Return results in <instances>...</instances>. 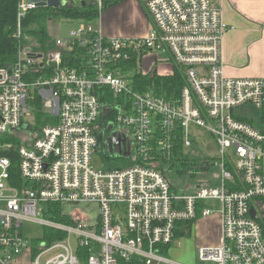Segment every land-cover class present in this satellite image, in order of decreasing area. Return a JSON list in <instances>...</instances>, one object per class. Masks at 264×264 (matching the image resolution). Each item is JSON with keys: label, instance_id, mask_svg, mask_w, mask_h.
I'll use <instances>...</instances> for the list:
<instances>
[{"label": "built area", "instance_id": "built-area-1", "mask_svg": "<svg viewBox=\"0 0 264 264\" xmlns=\"http://www.w3.org/2000/svg\"><path fill=\"white\" fill-rule=\"evenodd\" d=\"M16 1L17 60L0 67V137L27 133L18 147L20 176L27 183H10L12 161L2 150L12 143L0 140V264H26L18 259L27 250L32 255L25 221L66 235L50 246L39 243L29 264H42V254L56 247L63 251L44 264H83L68 245L69 233L77 235L78 249L89 250L87 264H179L168 252L183 223L214 213L220 242L199 247V260L264 264V77L225 74L222 8L213 0H145L152 21L146 36L106 37L92 22L78 20L66 39L56 40L57 50L41 52L23 41L24 21L39 0ZM104 3L97 0L100 12ZM75 44L88 50L86 67L63 64V53ZM146 56L149 70L142 63ZM133 57L144 74L159 73L158 61L172 62L171 74L177 70L184 80L180 93L137 90L134 72L122 69ZM37 101L50 122L35 131ZM177 130L186 152L204 130L218 144V155L207 157L210 164L192 190L179 191L171 174H183L163 163L172 157ZM113 131L124 141L106 157L127 156L134 164L96 169L92 155ZM128 131L134 137L128 139ZM214 165L221 168L217 186L207 174ZM55 203L97 204L99 215L93 222L84 212L67 213L71 224L56 222L49 217V204Z\"/></svg>", "mask_w": 264, "mask_h": 264}, {"label": "trees", "instance_id": "trees-1", "mask_svg": "<svg viewBox=\"0 0 264 264\" xmlns=\"http://www.w3.org/2000/svg\"><path fill=\"white\" fill-rule=\"evenodd\" d=\"M60 1L63 4L59 7L40 6L27 15L24 21L26 35L23 40L24 43L30 45L28 39L32 37L35 41V45L32 47L35 50L41 52L57 50V42L52 38L48 30L47 23L50 19H53V17L61 18L63 16H68L76 20L79 18L77 16H82V19L79 18V20L93 22L100 14L97 0ZM119 1L121 0H105L103 9L108 5ZM83 2H85V4H83ZM16 13V0H0V67H10L17 60V51L15 48L16 40L13 38V32L16 27ZM88 60L89 54L87 48L79 44H75L71 50H67L63 53V64L65 67L83 68L88 65ZM122 69L125 72H134L133 84L137 90L142 92L151 90L158 94L167 95L168 97L171 95L176 96L180 93L184 83L181 74L177 70L171 75H161L157 72L147 74L142 73L136 57H133L128 62H124ZM35 118L36 123L31 127V129L35 131L41 128L42 125L50 122V116L44 112L40 101H37ZM0 140L2 143H12L11 148L2 150V154L10 157L12 161L10 183L14 186H23L27 182L20 176L18 167V147L21 142L12 134L4 135L0 137ZM153 146L154 148H157L158 143L154 142ZM151 155L155 156L156 151L152 154L150 153V159H152ZM105 162L107 163L108 169L124 168L134 164L127 156L105 157ZM138 162L143 163L141 159H139ZM163 163L168 164L169 170L175 169L180 174L190 173L192 178L198 177L200 173L207 169L208 164H210L207 158L202 160L199 157L192 155L190 152L185 151L180 130H177V136L172 149V157L169 160L163 159ZM49 212L50 219L60 223L71 224V221L66 217L67 213L64 211L60 203L49 204ZM183 224L185 226L183 229L185 230L184 233L189 235L194 225V221ZM49 229L43 239L33 240V257L40 252V249L38 248L39 243L45 242L47 246H50L55 241L62 240L66 236L62 231ZM78 254L82 258V263L87 264L85 259L90 254L89 250L87 248L79 247Z\"/></svg>", "mask_w": 264, "mask_h": 264}, {"label": "crops", "instance_id": "crops-1", "mask_svg": "<svg viewBox=\"0 0 264 264\" xmlns=\"http://www.w3.org/2000/svg\"><path fill=\"white\" fill-rule=\"evenodd\" d=\"M213 1L222 8L225 18L226 34L223 41L225 74L230 77H264V0ZM145 2V0H121L110 4L100 12L99 21L94 20L96 24L93 26L106 37L146 36L152 28V21L146 12ZM149 59L147 70L151 66V58ZM164 63H171L174 69L172 62ZM172 71L164 72V75H171ZM194 185L186 187L192 190ZM208 219L215 220L213 225L216 226L215 235L209 237L207 243L209 246L217 245L221 238L219 217L212 216ZM195 227L199 228V221L194 222L190 235L192 232L194 234ZM184 228L183 224L177 237L181 239L191 237L184 233ZM31 258L30 250H27L18 259V263L29 264Z\"/></svg>", "mask_w": 264, "mask_h": 264}, {"label": "rangeland", "instance_id": "rangeland-1", "mask_svg": "<svg viewBox=\"0 0 264 264\" xmlns=\"http://www.w3.org/2000/svg\"><path fill=\"white\" fill-rule=\"evenodd\" d=\"M77 17L81 18L82 16H77ZM98 17L96 18L97 20L99 19ZM79 18L74 20V18L68 16H63L61 18L53 17V19H50V21H48L47 23L50 35L55 41L66 39L70 35V31L72 29L78 28ZM92 24L95 25L96 21H93ZM28 43L30 44V46L35 45V41L33 40L32 37L28 39ZM147 58L149 57L146 56L142 61V63H144L145 66L144 68L146 70L148 69L147 63L150 61V59L147 60ZM154 67L156 69V64ZM156 70L161 74L164 72L168 73L169 71L173 70V66L171 63H164V62L160 63L158 61ZM246 109L253 114L258 113L256 112L253 106H247ZM241 111L245 112L246 110H241ZM128 133H129L128 139L134 137V133H132L131 131H128ZM126 135L127 134H125V136ZM14 136L16 139L21 141V139L26 138L27 133L25 132L15 133ZM125 136L123 135L124 139H126ZM110 139L111 137L108 139V141L104 140L103 142V145L105 143L104 147L99 146L98 149L92 155V164L96 169L101 170L102 168H105L107 164L105 162V157L110 154L111 155L113 154L112 144L110 142L111 141ZM218 150L219 148H218V144L216 143V140L210 135V133L206 132L205 130L204 132H202L201 140L199 141V144L195 148L190 149L193 155L199 157L202 160L206 159L207 157L216 158V156L218 155ZM220 172H221V168L219 165L211 166L210 170L207 173L208 178L210 177L211 179V184H214L215 186L220 184V179L218 176ZM171 175L175 183V186L178 188L179 191L190 190V188H187L186 185H194L195 183V178H189L188 175L186 174L177 176L172 173ZM200 176H204V175L201 174ZM9 195H11V193L7 192L6 196ZM60 205L63 207L66 213L71 215L75 214V212L78 213L84 212V214L88 216V219L93 222L96 220V218L99 215V207L97 204H84V205H79L78 207L68 206L63 204ZM213 216L217 217L215 213ZM68 219H70V217H68ZM214 222L215 220L210 221L209 219L199 221V228L197 229V227H195L194 234L192 232L191 235L190 234L188 235L191 237H184L183 239H181V237H177L172 242V246H171L172 248L168 253V258L179 264H207L206 262L199 260L198 249L201 246L209 245L207 243L209 241V237L215 235L214 228L216 225H213ZM48 229L49 228L36 221H25L23 224V234L28 240V245L31 246L34 239H41V238L43 239ZM68 239L70 240V244L68 243V245L70 246L72 253L74 255H77L78 246H79V240L77 235L75 233H69ZM62 251L63 249L58 247L47 250L42 254L41 263L44 264L46 260L51 259L52 257H54L55 255L59 254Z\"/></svg>", "mask_w": 264, "mask_h": 264}, {"label": "water", "instance_id": "water-1", "mask_svg": "<svg viewBox=\"0 0 264 264\" xmlns=\"http://www.w3.org/2000/svg\"><path fill=\"white\" fill-rule=\"evenodd\" d=\"M38 4H39V6H49V7H59L61 4H63L60 0H39V2H38ZM83 4H85V2H83ZM111 113V111L110 110H105V112H104V119H106L108 116H109V114ZM31 126L30 125H27V124H24L23 125V128L24 129H27V128H30ZM113 125L112 124H110L109 125V130H112L113 129ZM115 132L113 131V133L112 134H114ZM116 149V151L115 150H113V154H117V148H115Z\"/></svg>", "mask_w": 264, "mask_h": 264}, {"label": "flooded vegetation", "instance_id": "flooded-vegetation-1", "mask_svg": "<svg viewBox=\"0 0 264 264\" xmlns=\"http://www.w3.org/2000/svg\"><path fill=\"white\" fill-rule=\"evenodd\" d=\"M110 140H111L110 142L112 144V151L113 150L116 151L115 148L119 149L121 146V142L124 141L122 138L117 136V133H114ZM104 145H105V143H104ZM104 145H103V147H104ZM118 152H119V150H118Z\"/></svg>", "mask_w": 264, "mask_h": 264}]
</instances>
